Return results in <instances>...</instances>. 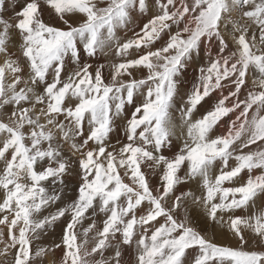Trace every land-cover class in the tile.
<instances>
[{
    "label": "snow or ice",
    "instance_id": "1",
    "mask_svg": "<svg viewBox=\"0 0 264 264\" xmlns=\"http://www.w3.org/2000/svg\"><path fill=\"white\" fill-rule=\"evenodd\" d=\"M135 13H151L138 31ZM121 29L132 37L121 40ZM109 51L119 62H90ZM0 55V256L264 264V0H25L0 15ZM174 139L181 147L166 155ZM69 176L71 198L61 191ZM192 182L199 195L179 187ZM190 205L227 225L236 246L198 230ZM57 226L59 243L34 248Z\"/></svg>",
    "mask_w": 264,
    "mask_h": 264
},
{
    "label": "rangeland",
    "instance_id": "2",
    "mask_svg": "<svg viewBox=\"0 0 264 264\" xmlns=\"http://www.w3.org/2000/svg\"><path fill=\"white\" fill-rule=\"evenodd\" d=\"M19 1H22V2H19ZM15 0V3H13L14 7H12V4H11V0H5V8H4V11L2 13H0V15H4L6 17V11L8 12L9 10L10 11H13L15 12V10H18L19 9V6L22 5L25 0ZM13 2V0H12ZM17 2V3H16ZM19 3V5H18ZM147 16V15H146ZM148 17H149V14H148ZM16 36L13 37L12 36V43H10L9 45H14L15 44V41H16ZM229 42V45L230 47L232 46L231 44V41H228ZM203 55V54H201ZM101 56L104 58L103 55H100V58ZM199 61H201L199 63ZM203 59L201 58H197L195 60V62L193 63H190L189 66L187 68L188 69V72H189V75L187 76L188 77V82L192 83L194 82V79H195V76L197 75V68L203 63ZM199 63V64H198ZM0 64H2V60H1V57H0ZM198 64V65H197ZM187 68L185 70H187ZM185 77V76H184ZM183 77V78H184ZM183 78L181 77V81L183 80ZM186 81H187V78H184ZM249 86H251V81L249 79ZM191 87V86H190ZM181 91V94H184L187 90L185 89H180ZM183 91V92H182ZM226 94V92H225ZM215 95V94H214ZM207 106V105H206ZM205 106V107H206ZM208 107V106H207ZM206 107V108H207ZM204 111V109H201L199 112L196 113V116L198 117L202 112ZM234 118V116H232L230 114V117H225L223 121H221V124L214 130L213 132V135H218L221 134L224 130L226 131L227 129V122L230 118ZM174 119H175V122L177 124H179V120H180V116H179V113L176 112L174 113ZM119 123H123V121H120ZM223 124V125H222ZM222 125V126H221ZM221 127V128H220ZM224 128V129H223ZM218 129V130H217ZM120 131L122 132V129H120ZM222 131V132H221ZM224 131V132H225ZM177 135H179V132L177 133ZM123 138V137H122ZM117 139V138H116ZM112 143H115L116 140H114L113 142V139L111 140ZM181 140L179 139H174L173 140V149L172 150H179V148L181 147ZM253 148H255V145L252 146ZM68 154L69 152L67 150H65ZM247 151V149L245 150ZM71 152V151H70ZM166 155H171L172 153H170V151H166L165 152ZM70 155V154H69ZM258 171V170H257ZM182 174V173H181ZM242 175H245L246 174H242ZM71 177V176H70ZM156 180L157 182V179L155 177H151V180L150 182L153 183L154 181ZM72 184H75L76 185V188L78 186V181L77 179H72V178H69V177H66V185L61 189V191L64 193V190L71 186ZM184 186V187H183ZM181 190L183 191H189V190H193L196 192L197 195H199V188H198V184L195 183V182H192L190 184H187V185H181L179 186ZM264 197V196H263ZM263 197H259L257 198V201H256V210L259 211L261 210L262 208H264V198ZM252 209H249V214L251 213ZM244 213H240L238 212L237 215H243ZM190 215H191V218L192 220L194 221L195 223V226L198 228V230H200L202 233H207L210 237H214V242L217 243V244H220V245H228V246H233L235 247L236 246V243L237 242H234L233 245L232 244H226L227 241H231V240H234L232 238V234L230 233V231L228 230V226L227 225H224L223 227L220 225V224H216L214 223L213 221H210V220H207L206 217H205V214L203 212V209L202 208H199L197 207L196 205H190ZM89 223V221H85V226H87V224ZM199 223V224H198ZM215 225V229H214V226ZM202 226V227H201ZM221 227V228H220ZM203 228V229H202ZM206 229V230H205ZM223 229V230H222ZM204 230V231H203ZM217 230V231H216ZM220 230V231H219ZM225 230V231H224ZM213 231V233H212ZM216 231V232H215ZM229 231V232H227ZM52 232V233H51ZM223 232H225L226 234H224ZM54 233V234H53ZM216 233V234H215ZM47 234H51L50 238L47 236ZM46 235L42 236L43 240L46 241V244L49 248L51 247V245L53 246L54 244L56 243H59L60 242V239H61V235H62V230L60 227H55V228H50L48 230ZM214 236H213V235ZM246 237L249 238V240L251 241L252 239V236L250 233L248 232H245L244 233ZM55 235V236H54ZM217 235V237L215 236ZM225 235V236H224ZM221 236V237H220ZM225 237V238H224ZM42 238L40 240H42ZM48 238V239H47ZM42 240V241H43ZM52 240V241H51ZM54 240V241H53ZM50 243V244H49ZM50 245V246H49ZM1 248V247H0ZM52 248V247H51ZM57 252H61L62 253V249H54V250H51V251H48L46 253V255L43 257V258H40L39 259V264H46V259L49 258L50 260L54 259L55 256L54 255H58L60 253H57ZM48 255V256H47ZM50 256V257H49ZM2 257V258H1ZM33 259H37L36 257H33ZM56 260V259H55ZM55 260H52L53 264H56V262H54ZM11 261H12V256L11 254H9L6 258L4 256H0V264H11Z\"/></svg>",
    "mask_w": 264,
    "mask_h": 264
},
{
    "label": "bare ground",
    "instance_id": "3",
    "mask_svg": "<svg viewBox=\"0 0 264 264\" xmlns=\"http://www.w3.org/2000/svg\"><path fill=\"white\" fill-rule=\"evenodd\" d=\"M19 1V0H18ZM19 2H22V1H19ZM17 3V2H16ZM11 4H12V7H14V5H13V2H12V0H11ZM18 5H19V3H18ZM6 6V5H5ZM5 6H4V8H5ZM16 11V10H15ZM6 17L5 16H3L5 19H9L13 14H14V12L13 11H6ZM5 14V13H4ZM3 14V15H4ZM151 13H149V15H150ZM148 15L146 16V15H144V16H140V14L139 13H135L134 14V21H133V23H134V26H135V28H136V30L138 31L139 30V27L140 26H142L143 25V23H145V22H147V20H148ZM118 35L120 36V38H121V40H124V39H127V38H131L132 37V35H133V32L132 31H127V33H125V30H123V29H121V30H119L118 31ZM13 37H15V34H13ZM229 41H231L230 39H229ZM8 50H9V52H12V53H17L18 54V48L16 47V44H14V45H9L8 46ZM101 55H103V54H101ZM104 56V58L101 56V58H100V56H99V58L98 59H95V60H91L90 62L91 63H93L94 65H96V64H100V63H103V64H105V65H111L112 63H115V62H119V58H117L115 55H114V52L113 51H109L108 52V55L107 56H105V55H103ZM0 57H1V60H2V63H3V61H4V59H5V57L3 56V55H0ZM85 61L87 62V58L85 57ZM201 61H199V63H200ZM198 63V64H199ZM197 64V65H198ZM188 69L189 68H187V70H185V75H183L182 76V78L184 77V78H187V81L183 78V80H182V83L179 85V89H185V90H188V89H190V86H191V83H189L188 82V75H189V72H188ZM107 71H108V69L106 68L105 69V74L107 75ZM133 71V73H134V75H136L138 78L139 77H141L142 75H145L146 74V72L144 71V70H141V71H139V72H137L136 70H132ZM125 79H127V77H125ZM181 79V78H180ZM251 81V80H250ZM181 92V91H180ZM183 92V91H182ZM207 107V106H206ZM132 111V106L131 105H129V106H127V111H126V114H130V112ZM233 118V117H232ZM223 125V124H222ZM221 125V126H222ZM221 128V127H220ZM224 129V128H223ZM218 130V129H217ZM225 131V130H224ZM223 131V132H224ZM179 132V128H177V133ZM222 132V131H221ZM222 132V133H223ZM218 135H219V133H218ZM121 138L122 139V135H121V131H120V129H118L116 132H114L113 134H112V139H113V142H114V140H117L116 138ZM65 150H67L68 152H69V154H71V150H70V145H68V144H64V152H65V155H69ZM174 151H177V150H171L170 151V153H172V152H174ZM69 178H72V179H76L75 177H70L69 176ZM150 180H151V177H150ZM157 182H156V180L152 183V184H156ZM184 187V186H183ZM74 189H76V185L75 184H72L71 186H69V187H67L65 190H64V195L66 196V197H69V198H71V197H73L74 195H75V193H74ZM261 197H263V196H261ZM264 198V197H263ZM241 213V212H240ZM199 224V223H198ZM202 227V226H201ZM214 227V229L216 228L215 227V225L213 226ZM221 228V227H220ZM203 229V228H202ZM201 230V229H200ZM206 230V229H205ZM223 230V229H222ZM204 231V230H203ZM217 231V230H216ZM215 231V232H216ZM220 231V230H219ZM225 231V230H224ZM227 232H229V231H227ZM52 233V232H51ZM212 233H213V231H212ZM224 234H226L225 232H223ZM231 233V232H230ZM54 234V233H53ZM216 234V233H215ZM213 235V234H212ZM47 236L50 238V236H51V234H50V236H49V234H47ZM55 236V235H54ZM214 236V235H213ZM216 237H217V235H215ZM225 236V235H224ZM52 237V236H51ZM221 237V236H220ZM42 238V237H41ZM225 238V237H224ZM48 239V238H47ZM42 240H43V238H42ZM42 240H39V241H37L36 242V244L34 245V248H36V247H39V246H47V245H45L46 244V241H42ZM52 241V240H51ZM54 241V240H53ZM234 242H236V240L234 239V240H231V241H227L226 242V244H232L233 245V243ZM50 244V243H49ZM50 246V245H49ZM0 247L2 248L3 246L2 245H0ZM51 247H52V245H51ZM50 247V248H51ZM57 253H60V254H56V255H54L55 256V258L54 259H52V260H55L54 262H56V264H59V261H60V258H61V256H62V253L61 252H57ZM48 256V255H47ZM50 257V256H49ZM2 258V257H1ZM52 260H50L49 258H47L46 259V264H53V262H52Z\"/></svg>",
    "mask_w": 264,
    "mask_h": 264
}]
</instances>
